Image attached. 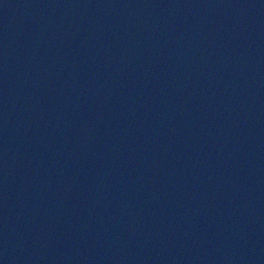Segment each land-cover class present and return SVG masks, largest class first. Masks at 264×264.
Masks as SVG:
<instances>
[{"label": "water", "instance_id": "obj_1", "mask_svg": "<svg viewBox=\"0 0 264 264\" xmlns=\"http://www.w3.org/2000/svg\"><path fill=\"white\" fill-rule=\"evenodd\" d=\"M0 264H264V0H0Z\"/></svg>", "mask_w": 264, "mask_h": 264}]
</instances>
